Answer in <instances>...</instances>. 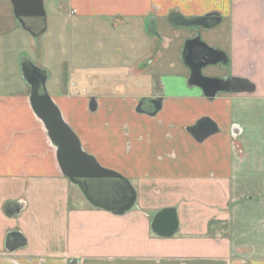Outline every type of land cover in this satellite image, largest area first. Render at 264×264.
I'll list each match as a JSON object with an SVG mask.
<instances>
[{"label":"crops","instance_id":"0c3cea01","mask_svg":"<svg viewBox=\"0 0 264 264\" xmlns=\"http://www.w3.org/2000/svg\"><path fill=\"white\" fill-rule=\"evenodd\" d=\"M67 1L78 19L120 18L143 33L166 20L186 28L173 17L215 12L232 20L234 35L264 36V0ZM233 48L246 50L239 42ZM254 61L264 62L259 53ZM185 69L152 96L65 90L53 97L84 150L133 186L136 204L124 215L91 204L71 209L72 183L28 94L0 92V264H264V87L209 100L187 90ZM152 100L162 101L156 115ZM205 118L218 133L198 142L190 128ZM166 209L176 211L179 227L163 238L151 223Z\"/></svg>","mask_w":264,"mask_h":264},{"label":"rangeland","instance_id":"374dc122","mask_svg":"<svg viewBox=\"0 0 264 264\" xmlns=\"http://www.w3.org/2000/svg\"><path fill=\"white\" fill-rule=\"evenodd\" d=\"M44 6L46 30L34 36L16 21L10 1L0 0V36L3 39L0 42V92L3 94L29 96L30 87L23 76V66L30 63L47 76L46 89L52 98L64 97L65 90L67 94L152 96L186 73L185 66L180 63L184 44L199 33L208 46L224 52L229 59L226 68L205 67L204 75L235 74L252 80L264 77V62L260 65L254 61L258 53L264 60V36L255 40L248 34L234 35L231 19H222L208 31L175 27L166 20L156 33L153 28H143L145 34L141 24L120 18L78 19L69 12L67 0H44ZM237 42L246 50L236 52L233 44ZM259 48L262 49L258 51ZM253 83L256 89L264 87L263 83ZM187 87L192 91L189 85ZM70 201L71 209L90 206L73 184L70 185Z\"/></svg>","mask_w":264,"mask_h":264},{"label":"water","instance_id":"95a60500","mask_svg":"<svg viewBox=\"0 0 264 264\" xmlns=\"http://www.w3.org/2000/svg\"><path fill=\"white\" fill-rule=\"evenodd\" d=\"M13 14L20 26L30 32L25 25L27 19H42L46 21V10L44 0H9ZM218 14L210 13L202 17L204 21L215 17L220 23L222 18ZM172 23L187 26L189 21L173 17ZM205 26L204 22L202 23ZM32 34V33H31ZM33 35V34H32ZM35 36V35H34ZM197 49H202L205 53L203 61L205 64L197 65ZM182 62L189 69V87L199 88L203 96L209 100L214 99L220 93L230 94H253L256 86L247 78L227 77L225 79L210 78L202 75V69L210 65L229 64L227 55L217 49H213L201 40L200 37L185 41L182 54ZM23 76L30 87L28 97L29 105L35 117L43 124L46 135L51 145L56 150V159L61 173L70 183L77 186L84 194L86 200L95 208L109 211L115 215H123L130 212L136 204L137 194L130 182L119 173L103 168L96 158L88 154L81 143L80 138L64 120L62 112L46 89L47 76L43 71L35 66L32 69H23ZM94 101V100H93ZM156 115L162 106L161 100H152ZM94 106H96L94 101ZM141 112V108L138 110ZM191 135L198 142H202L208 137L218 133L217 125L205 118L200 120L195 126L190 128ZM115 180L120 183V188L126 193L122 196V203L110 204L96 199L90 192L89 182ZM178 217L173 209L162 210L157 213L151 223L153 233L159 237H171L178 231ZM15 234H10L7 238V245L14 248Z\"/></svg>","mask_w":264,"mask_h":264},{"label":"trees","instance_id":"16d2710c","mask_svg":"<svg viewBox=\"0 0 264 264\" xmlns=\"http://www.w3.org/2000/svg\"><path fill=\"white\" fill-rule=\"evenodd\" d=\"M25 25L30 29V32H27L35 36L41 35L46 30V24L42 19H27L25 20ZM88 184L91 194L96 199L118 202L120 197H122V194L119 192L121 184L115 180L95 181Z\"/></svg>","mask_w":264,"mask_h":264},{"label":"flooded vegetation","instance_id":"af4514ba","mask_svg":"<svg viewBox=\"0 0 264 264\" xmlns=\"http://www.w3.org/2000/svg\"><path fill=\"white\" fill-rule=\"evenodd\" d=\"M213 13L214 14H217L215 12H213ZM203 22H204V24H205L206 27H204V25L202 24ZM217 24H218V22H217V19L215 17H211V18L206 19L204 21H202L201 18H199V19H195V20H190L189 23L187 24L186 28L189 29V30H200L201 29L203 31H205V30L208 31V30H211V29L215 28ZM196 37H200L201 40L203 41L202 36L200 35V33L199 34H195L194 36L190 37V39H194ZM205 53L206 52H204L202 49H197V52H196V54H198L197 65L205 64V61H203V56L205 55ZM32 66H33L32 64L26 63V65L23 66V69H29V70H31L32 69ZM217 66L221 67L223 65H217ZM226 67L227 66H224V68H226ZM204 70H205V68L202 69V72L201 73L205 77L225 79L227 77L234 76L233 74H230L228 76H206V75H204ZM234 77H236V76H234ZM119 192L122 194V196H123V194L124 195L126 194L123 191V189L122 190L120 189ZM122 200H123L122 197H120V200L118 202H116V201L115 202H112V201H109V200L107 201V200H104V199L101 200V201L107 202V203H110V204H114V203H122Z\"/></svg>","mask_w":264,"mask_h":264}]
</instances>
